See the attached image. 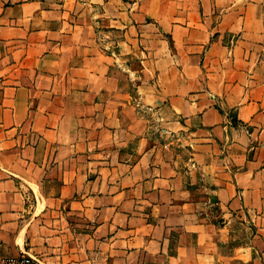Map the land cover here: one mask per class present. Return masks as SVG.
Returning a JSON list of instances; mask_svg holds the SVG:
<instances>
[{"label":"crops","instance_id":"obj_1","mask_svg":"<svg viewBox=\"0 0 264 264\" xmlns=\"http://www.w3.org/2000/svg\"><path fill=\"white\" fill-rule=\"evenodd\" d=\"M264 264V0H0V260Z\"/></svg>","mask_w":264,"mask_h":264},{"label":"built area","instance_id":"obj_2","mask_svg":"<svg viewBox=\"0 0 264 264\" xmlns=\"http://www.w3.org/2000/svg\"><path fill=\"white\" fill-rule=\"evenodd\" d=\"M0 264H37V261L26 254H22L19 257L1 259Z\"/></svg>","mask_w":264,"mask_h":264}]
</instances>
